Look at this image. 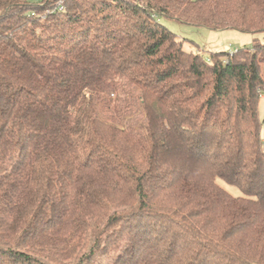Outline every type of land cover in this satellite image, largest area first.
Instances as JSON below:
<instances>
[{
	"label": "trees",
	"instance_id": "1",
	"mask_svg": "<svg viewBox=\"0 0 264 264\" xmlns=\"http://www.w3.org/2000/svg\"><path fill=\"white\" fill-rule=\"evenodd\" d=\"M157 17L263 34L264 0H0V264H264V43Z\"/></svg>",
	"mask_w": 264,
	"mask_h": 264
},
{
	"label": "rangeland",
	"instance_id": "2",
	"mask_svg": "<svg viewBox=\"0 0 264 264\" xmlns=\"http://www.w3.org/2000/svg\"><path fill=\"white\" fill-rule=\"evenodd\" d=\"M169 29L177 34L181 39L187 40V48L198 52L206 59L211 57L212 53L228 52L232 53L238 49L252 47L256 42L264 43L263 34L242 33L236 30H208L205 28L193 27L179 24L174 21H168L157 17ZM264 75V69H263ZM259 116L262 122L261 138L264 143V96L259 103ZM226 187L232 193L240 194L237 189Z\"/></svg>",
	"mask_w": 264,
	"mask_h": 264
}]
</instances>
